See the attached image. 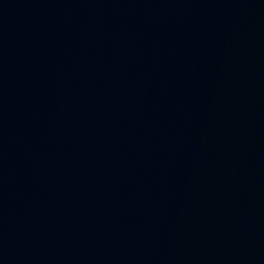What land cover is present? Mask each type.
<instances>
[{
    "label": "water",
    "instance_id": "water-1",
    "mask_svg": "<svg viewBox=\"0 0 264 264\" xmlns=\"http://www.w3.org/2000/svg\"><path fill=\"white\" fill-rule=\"evenodd\" d=\"M0 264H264V0H0Z\"/></svg>",
    "mask_w": 264,
    "mask_h": 264
}]
</instances>
